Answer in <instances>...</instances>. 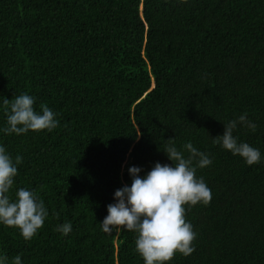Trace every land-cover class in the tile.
Returning <instances> with one entry per match:
<instances>
[{"label": "trees", "instance_id": "obj_1", "mask_svg": "<svg viewBox=\"0 0 264 264\" xmlns=\"http://www.w3.org/2000/svg\"><path fill=\"white\" fill-rule=\"evenodd\" d=\"M21 93L59 123L0 134L23 157L9 196L35 190L49 212L27 241L0 225L7 264H144L135 233L99 223L130 166L171 165L170 142L210 156L196 175L212 199L185 206L195 251L169 264H264V160L247 166L213 141L247 113L256 131L234 135L264 155V0H0V103Z\"/></svg>", "mask_w": 264, "mask_h": 264}, {"label": "clouds", "instance_id": "obj_2", "mask_svg": "<svg viewBox=\"0 0 264 264\" xmlns=\"http://www.w3.org/2000/svg\"><path fill=\"white\" fill-rule=\"evenodd\" d=\"M35 103L36 98L28 93H21L11 100L4 98L0 109L5 124L0 127V134L20 136L29 131L54 130L59 123L57 114L45 104H41L37 111ZM223 125V134L213 138L215 144L233 156H239L247 166L264 160L258 148L234 135L238 126L256 131L257 124L248 118L247 113ZM162 151L171 165L157 162L143 176L140 167L130 166V186L124 185L114 192V203L107 205L108 214L99 223L106 234L114 230L135 233V251L144 264H169L176 253L192 254L197 233L186 220L185 206L207 205L212 199L211 189L203 177L196 175L197 169L211 165L208 154L191 142L185 143L182 149L170 142ZM22 162V156L17 154L13 158L0 143V225L17 229L27 241L43 227L49 212L35 190L21 187L16 189L14 199L9 196ZM56 231L67 236L72 231L71 222L59 225ZM7 259L0 255V264H7ZM12 264H23L21 256L14 257Z\"/></svg>", "mask_w": 264, "mask_h": 264}]
</instances>
